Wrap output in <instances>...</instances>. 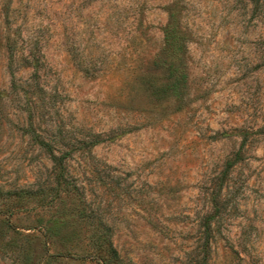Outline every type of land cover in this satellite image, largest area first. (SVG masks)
<instances>
[{
    "label": "rangeland",
    "instance_id": "1",
    "mask_svg": "<svg viewBox=\"0 0 264 264\" xmlns=\"http://www.w3.org/2000/svg\"><path fill=\"white\" fill-rule=\"evenodd\" d=\"M0 264H264V0H0Z\"/></svg>",
    "mask_w": 264,
    "mask_h": 264
},
{
    "label": "trees",
    "instance_id": "2",
    "mask_svg": "<svg viewBox=\"0 0 264 264\" xmlns=\"http://www.w3.org/2000/svg\"><path fill=\"white\" fill-rule=\"evenodd\" d=\"M163 38L170 56H176L179 46V34L174 19H171L166 24L163 30ZM175 67H176L175 63L170 61V63L168 64V68L171 77L168 79L167 83L165 84L166 88H168L169 90H174L176 86V82H175L176 79L173 78V70ZM179 80L182 81L183 86L186 85V77L183 72L179 74ZM39 143L42 146H46L45 143L41 140L39 141ZM47 152L52 160L57 159V156L54 155V153L50 149H48ZM227 164H231V162L229 161ZM8 227L12 228L10 225H8Z\"/></svg>",
    "mask_w": 264,
    "mask_h": 264
}]
</instances>
